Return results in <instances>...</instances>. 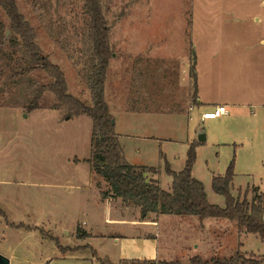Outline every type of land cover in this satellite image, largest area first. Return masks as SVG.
I'll return each instance as SVG.
<instances>
[{"label":"rangeland","instance_id":"374dc122","mask_svg":"<svg viewBox=\"0 0 264 264\" xmlns=\"http://www.w3.org/2000/svg\"><path fill=\"white\" fill-rule=\"evenodd\" d=\"M231 1L102 0L113 52L105 99L116 133L123 136L127 162L155 167L168 191L172 177L167 168L183 171L195 145L192 174L203 183L209 203L221 208L226 200L214 192L212 181L224 176L232 162L234 198L247 199L253 187L264 192V111L252 115L238 109L227 120L202 122L191 78L195 62L197 68L194 26L209 15L219 17L222 10L216 5ZM16 2L35 28L43 54L65 73L68 93L92 106L85 0ZM9 27L0 8V38L8 31L10 37ZM28 67L24 52L9 43L0 48V254L10 264H120L114 238L143 229L107 221L129 216L104 202L108 185L87 162L91 118L56 109L58 101L49 91L39 97L37 109H28L39 89L53 83L40 69L23 73ZM223 129L242 130L249 143L237 148ZM123 205L142 220L139 208ZM176 218L165 216L160 227L149 228L162 230L161 261L190 264L195 256L209 261L238 252L264 257V239L243 234L235 221L217 225L214 219L201 229L187 217ZM200 235L206 236L205 244L190 247Z\"/></svg>","mask_w":264,"mask_h":264},{"label":"trees","instance_id":"16d2710c","mask_svg":"<svg viewBox=\"0 0 264 264\" xmlns=\"http://www.w3.org/2000/svg\"><path fill=\"white\" fill-rule=\"evenodd\" d=\"M0 8L10 21V37L2 33L0 48L6 43L24 52L29 67L23 73L40 69L53 83L39 89L36 100L28 109L38 108V99L46 91L57 99L56 109H68L71 116L86 115L91 118L92 139L91 155L87 160L93 171L108 185L109 193L119 198L127 207L140 209L143 216L165 214L176 216H195L200 220L226 219L235 221L240 229L248 234L264 239V194L258 188L253 189V200L249 202L236 199L231 194L234 176V162L224 176L214 177V192L226 200L225 208L209 203L203 183L193 174L196 160L195 145L190 147L183 171L176 173L170 168L172 177L170 191L163 190L158 180L152 176L159 174L154 167L135 166L127 162L119 136L115 130V120L105 99V84L113 52L110 44V28L104 14L102 0H85L84 8L88 17V36L92 53L90 62V92L92 106H87L68 93V85L63 70L45 56L37 44V32L21 13L16 0H0ZM196 61V60H195ZM191 78L195 81V94H198V75L196 62L191 69ZM197 100V98H196ZM114 122V123H113ZM120 264H181L158 260H123ZM190 264H264V257H248L238 252L227 258L205 260L201 256L190 259Z\"/></svg>","mask_w":264,"mask_h":264},{"label":"crops","instance_id":"0c3cea01","mask_svg":"<svg viewBox=\"0 0 264 264\" xmlns=\"http://www.w3.org/2000/svg\"><path fill=\"white\" fill-rule=\"evenodd\" d=\"M216 6L215 10H222L219 12V17L214 16L211 17L212 19H209V15L205 23L194 26V41L197 56L196 69L198 74L196 105L200 111L199 119L202 122L214 121H203L202 114L212 111L221 105L226 106L228 110L227 115L219 118L223 120L229 119L228 116L231 115V112L238 109H248L252 115H255L257 111H264V0H250L248 2L246 0H233L229 4L219 3ZM189 110L192 111V107ZM226 133L227 130L223 129V134ZM117 134L121 143V137L123 136L119 133ZM227 134L232 139L230 143H234L237 148H243L248 141L242 130H237L236 132L229 131ZM205 140L206 135L202 133L199 136V141L203 143ZM237 142L240 143L237 145ZM152 177L160 183L159 174ZM232 188L233 183L231 190ZM253 188H258L259 193L264 194L260 190V187ZM253 195L252 193L247 195L249 202H252ZM104 202L111 207H120L129 216V218H117L115 220L108 218L107 221L111 222V225L143 229L134 235H123L114 238L119 247V262L121 263L123 260L161 261L162 230L158 229L153 232L149 228L152 225L160 227V222L165 216H174L175 218L181 216L150 214L146 219L144 216L142 220H138L135 216L136 211L128 212L123 210L122 208L125 205H123L122 200L115 198L113 194L109 193ZM151 216L154 217L149 219ZM178 218L175 220H181ZM187 218L200 225L201 229L206 228L207 222L215 224L212 221L214 219L202 221L195 216H187ZM215 220H217V225L224 222L222 221L224 219ZM219 228H224V226L220 225ZM213 232L215 234V231ZM85 233L89 235L88 232ZM243 234L247 235L248 233L244 232ZM217 237L222 238L219 235ZM206 239L205 235H200L189 246L192 247V244H195L194 247L197 249L200 245L205 244Z\"/></svg>","mask_w":264,"mask_h":264},{"label":"built area","instance_id":"2783aa9c","mask_svg":"<svg viewBox=\"0 0 264 264\" xmlns=\"http://www.w3.org/2000/svg\"><path fill=\"white\" fill-rule=\"evenodd\" d=\"M228 114L227 107L224 105L217 106L212 111H208L202 114V120H215Z\"/></svg>","mask_w":264,"mask_h":264},{"label":"water","instance_id":"95a60500","mask_svg":"<svg viewBox=\"0 0 264 264\" xmlns=\"http://www.w3.org/2000/svg\"><path fill=\"white\" fill-rule=\"evenodd\" d=\"M8 34H9V31L7 32V36ZM263 219H264V215H263ZM0 264H10V260L7 257L0 254Z\"/></svg>","mask_w":264,"mask_h":264}]
</instances>
